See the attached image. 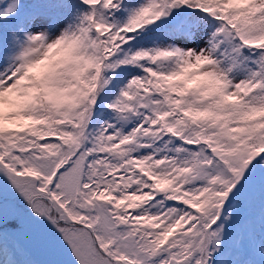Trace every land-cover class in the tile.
<instances>
[{
	"label": "snow or ice",
	"instance_id": "6c2138e0",
	"mask_svg": "<svg viewBox=\"0 0 264 264\" xmlns=\"http://www.w3.org/2000/svg\"><path fill=\"white\" fill-rule=\"evenodd\" d=\"M0 264H264V0H0Z\"/></svg>",
	"mask_w": 264,
	"mask_h": 264
}]
</instances>
